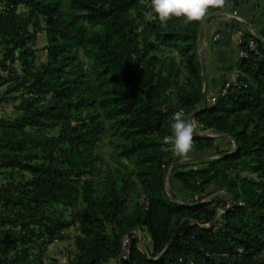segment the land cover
<instances>
[{
	"label": "trees",
	"instance_id": "obj_1",
	"mask_svg": "<svg viewBox=\"0 0 264 264\" xmlns=\"http://www.w3.org/2000/svg\"><path fill=\"white\" fill-rule=\"evenodd\" d=\"M247 1L264 19V0L165 25L150 0H0V104L18 103L0 114V264H45L72 227L68 264L119 259L136 228L147 242L132 239L133 264H264V36L243 25L244 47L255 38L259 52L202 105L203 24ZM40 34L47 57L36 63ZM181 110L226 136L194 131L186 158L164 150Z\"/></svg>",
	"mask_w": 264,
	"mask_h": 264
},
{
	"label": "crops",
	"instance_id": "obj_2",
	"mask_svg": "<svg viewBox=\"0 0 264 264\" xmlns=\"http://www.w3.org/2000/svg\"><path fill=\"white\" fill-rule=\"evenodd\" d=\"M239 13L244 18L246 26H252L256 34L264 36V19L260 15L258 7L247 1L242 5ZM214 31L221 34L217 41L213 38ZM236 31L237 28L225 20L221 13L203 24L200 50L203 65L206 66L204 72L207 75V87L210 86L211 92L220 90L224 79L230 78L237 72L239 47ZM207 63H210L209 66L206 65ZM146 239L144 238V241ZM144 241H142L143 248H145ZM107 264H120V262L117 259L111 260Z\"/></svg>",
	"mask_w": 264,
	"mask_h": 264
},
{
	"label": "clouds",
	"instance_id": "obj_3",
	"mask_svg": "<svg viewBox=\"0 0 264 264\" xmlns=\"http://www.w3.org/2000/svg\"><path fill=\"white\" fill-rule=\"evenodd\" d=\"M224 0H150L151 10L161 25L172 18H183L185 22L202 21L210 8L222 7ZM171 135L163 138L162 148L170 146L174 154L180 158L188 157L193 151V135L195 125L179 115L170 122Z\"/></svg>",
	"mask_w": 264,
	"mask_h": 264
},
{
	"label": "rangeland",
	"instance_id": "obj_4",
	"mask_svg": "<svg viewBox=\"0 0 264 264\" xmlns=\"http://www.w3.org/2000/svg\"><path fill=\"white\" fill-rule=\"evenodd\" d=\"M24 10H26V8L24 6H21L20 11H24ZM46 43H47V40H46L45 34H40L36 42V49H37L36 63H40L46 60V57H47V51L45 50ZM209 64L210 63H207L206 65L209 66ZM209 93H211V91ZM16 105H18V103L5 102V103L0 104V114L6 117H14L18 113ZM186 120H190L194 123L195 125L194 131L201 132L204 135L213 134V132L209 130L203 131V132L200 131L195 120H191L190 117H187ZM216 145L222 146V148H225V149L229 148V143L221 140L220 138L216 142ZM101 152L105 160L110 163L111 162V157H110L111 147L107 143V138L103 142V145L101 147ZM207 152H211V151H207ZM106 166L107 165H105L104 168H106ZM0 181H2V179H0ZM167 188L168 190L170 189L169 186H167ZM225 193L226 192L224 191H218L216 194L212 195L208 199H212L216 195L224 196ZM221 213H222V210L219 209V215ZM67 233L70 234L71 236L70 238L66 240H58L54 242L51 246H49V249L45 257V264H68L69 258L73 256L75 249H76L72 236L77 233V229L72 227L67 231ZM144 238L146 239V235L144 236ZM144 242L146 244V240Z\"/></svg>",
	"mask_w": 264,
	"mask_h": 264
},
{
	"label": "built area",
	"instance_id": "obj_5",
	"mask_svg": "<svg viewBox=\"0 0 264 264\" xmlns=\"http://www.w3.org/2000/svg\"><path fill=\"white\" fill-rule=\"evenodd\" d=\"M225 20L228 22H239L242 25L237 27V45L239 47V57L244 58L249 55L250 52H259V46H258V41L255 38H250L248 40V45L245 48V38H244V28L243 25H246V22L244 18L240 15L239 11L237 8L233 10H227L220 12ZM247 28L252 32H254V29L252 26H247ZM214 40H219L220 38V33L214 31ZM239 77V72H236L234 75L230 77V79L226 80L220 90L217 93H207V100L210 102H216L220 97L226 96L229 92V90L237 84V80ZM186 114L185 110H181L177 113L174 114V117L179 115L180 117L183 118V116ZM223 211V210H222ZM208 225V224H207ZM206 225V226H207ZM137 238L139 240V247L141 249H144L142 246V241H143V232L142 230L136 228L131 230L129 233H127L123 237L122 241V248H121V253L120 256L122 260V264H133V259H132V239Z\"/></svg>",
	"mask_w": 264,
	"mask_h": 264
},
{
	"label": "water",
	"instance_id": "obj_6",
	"mask_svg": "<svg viewBox=\"0 0 264 264\" xmlns=\"http://www.w3.org/2000/svg\"><path fill=\"white\" fill-rule=\"evenodd\" d=\"M203 70L205 71V67H203ZM207 93H208V91H207V75H205V88H204V93H203L202 105H205V104L207 103V101H208V100H207ZM199 110H200V109H199ZM195 115H196V112H193L192 115L190 116L191 120H194ZM206 135H208V136H214V137H224V136H226V135H218V134H206ZM235 145H236V143H235ZM227 154H230V153H227ZM223 191L227 193L226 190H223ZM227 194H228V193H227ZM228 197H229V205H228L224 210H227L228 208H230V207L233 205L232 198L230 197V195H229ZM218 217H219V211H218V213L216 214V216H215V218L213 219V221H212L210 224H208L206 227L211 226V225L215 222V220H216ZM185 221H186V220H184V222H185ZM184 222L179 226L178 230H177V231L175 232V234L173 235L171 241H174V240H175V238L177 237V235H178V233H179L181 227L183 226ZM145 253L148 254L147 251H145ZM119 262H120V264H122L121 257H119Z\"/></svg>",
	"mask_w": 264,
	"mask_h": 264
}]
</instances>
